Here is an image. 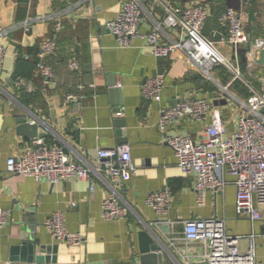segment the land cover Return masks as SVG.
<instances>
[{
	"label": "crops",
	"instance_id": "0c3cea01",
	"mask_svg": "<svg viewBox=\"0 0 264 264\" xmlns=\"http://www.w3.org/2000/svg\"><path fill=\"white\" fill-rule=\"evenodd\" d=\"M126 1L0 0V31L8 32L0 42L4 48L0 66V208L9 213L0 232V264H35L26 261L27 250L12 253V248L29 237L46 249L43 256L56 258L55 264H139L138 233L142 230L155 231L163 241L162 264H188L200 260L201 255L198 245L188 247L182 240V222L211 217L224 219L228 234L240 238V251L253 250L256 264H264V206L258 207V221L237 216L234 178L225 172L224 187L217 192L206 191L199 206L194 177L181 173L172 149L158 130L160 109L193 97L210 101L212 112L217 111L225 124L224 137L233 134L237 119L246 114L244 104L250 88L259 91L264 84V64L255 61L258 57L253 51L249 53L250 44L241 45L236 56L232 53L225 43L227 29L219 17L226 9H233L251 42L264 40V0H162L175 10L199 4L208 12L209 33L204 37L241 76L226 78L221 69H216L210 80L190 67L178 52L157 60L145 48L141 35L156 26L161 27L162 42L179 39L178 31L164 26L165 10L155 0H140V36L128 47H118L106 24L117 18ZM46 16L61 22L57 50L45 60L52 77L44 85L36 70L30 82L37 90L23 94L15 75L30 74L29 50L50 37L53 23L41 20ZM242 49L248 50L245 64L238 59ZM72 62L77 71L70 70ZM157 71L165 73L159 102L143 98L140 90L144 80ZM198 78L206 80L213 91L205 89ZM111 88L119 92L111 95ZM69 95L73 99L67 101ZM24 114L45 131L42 139L47 146L61 147L74 161L93 167L98 149L129 144L135 174L124 182L112 183L106 176L89 173L88 180L55 184L8 174L7 158L20 155L39 138L25 140L17 134L14 116ZM116 121H123L124 127H117ZM203 129V124L185 117L177 120L169 133L199 142ZM111 184L120 195V204L132 210L121 221H105L101 215L102 201ZM166 188L171 192L170 208L164 216L173 222L172 226L167 223L169 227L157 222L159 216L145 203L149 195ZM58 210L64 215L67 231L83 236L81 244L55 241L44 228V221Z\"/></svg>",
	"mask_w": 264,
	"mask_h": 264
},
{
	"label": "built area",
	"instance_id": "2783aa9c",
	"mask_svg": "<svg viewBox=\"0 0 264 264\" xmlns=\"http://www.w3.org/2000/svg\"><path fill=\"white\" fill-rule=\"evenodd\" d=\"M155 1L165 10L164 26L178 31L179 35L177 41L164 43L160 37V26L141 35L145 48L155 59L165 60L178 52L204 79L210 80L213 69L220 65L233 71L234 79L241 78L238 69L229 64L214 44L201 34L209 18L203 6L192 4L185 9L175 10L162 0ZM41 20L53 23L50 37L41 40L37 52L36 70L43 84L47 85L52 77V69L45 60L57 50L56 39L61 30V22L53 16H46ZM219 21L227 29L225 43L235 56L241 45L250 44L249 53L253 51V54L264 49L263 39L251 42L242 29L239 14L233 9H226ZM141 22L140 0H127L117 18L107 22L106 29L116 39L117 46L125 48L134 38L140 36L138 29ZM7 34V31H0V42ZM3 58L4 48L0 44V66ZM69 67L71 71L78 69L74 62ZM164 83L165 73L157 71L142 83V97L159 102ZM16 84L28 93L37 90L30 81L17 79ZM72 99L71 95L66 98L67 101ZM211 105L204 98L178 100L172 106L160 109L158 130L164 143L172 149L181 173L194 177L195 198L199 206L203 205L206 191L217 192L224 187L225 172L234 178L236 215L258 221L261 218L258 207L264 206V84L259 91L250 88V95L244 104L246 114L237 119L234 132L229 137H224L225 124L217 111L212 112ZM185 117L204 125L200 132L202 140L199 142H194L188 136L169 133L174 123ZM96 158L94 167L84 161L77 162L63 148L47 146L42 138H36L32 147L25 148L18 156L7 158L5 170L12 176L31 177L37 182L46 180L51 184L88 180L89 173L99 177L106 176L112 183H116L129 180L135 174L130 146L127 143L109 149H98ZM89 191H93L92 184L89 185ZM120 202L116 188L109 185V192L101 205V215L105 221L124 220L132 211L127 204ZM145 203L159 216L160 224L173 225V222L164 218L171 204L169 189L149 195ZM8 215L7 211L0 208V232L6 225ZM182 224V240L186 246L193 244L200 248L201 259L188 261V264H256L253 250L240 251V238L228 234L224 219H191L183 221ZM43 226L55 241L71 246L83 242L81 234L67 231L64 215L59 210L52 213Z\"/></svg>",
	"mask_w": 264,
	"mask_h": 264
},
{
	"label": "water",
	"instance_id": "95a60500",
	"mask_svg": "<svg viewBox=\"0 0 264 264\" xmlns=\"http://www.w3.org/2000/svg\"><path fill=\"white\" fill-rule=\"evenodd\" d=\"M209 24L210 18L206 20L201 31L203 36H206L209 33ZM254 57H258L255 60L258 64H264V49L256 52ZM109 92L112 95L118 93L119 90L111 88ZM14 117L17 134L23 136L25 140L34 139L36 137L43 138L46 136L45 131L39 127L37 123H31L30 117L26 114L22 116L16 115ZM116 126L124 127V122L116 121ZM19 249L22 251L27 250L28 257L26 258V261L29 263H56L55 257L43 256L46 253V249L43 246H39V243L30 237L21 241L19 247L12 248V253L17 252ZM53 252L55 253V248L53 249ZM138 252L139 264H162L163 258L165 257V245L163 241L157 237L155 231L142 230L138 233Z\"/></svg>",
	"mask_w": 264,
	"mask_h": 264
},
{
	"label": "trees",
	"instance_id": "16d2710c",
	"mask_svg": "<svg viewBox=\"0 0 264 264\" xmlns=\"http://www.w3.org/2000/svg\"><path fill=\"white\" fill-rule=\"evenodd\" d=\"M38 46H39V44L37 45L36 48H34V49H30V50H29V52H30V54H31L30 57H32V58H31V60H28V61H27V62H28V63H27V69H28V71H29L30 74L27 75V76H25L26 78L23 77V75H21V74H16V75H15V82H16L17 79H22V80H25V81H31V80H32V75H33L34 72L36 71ZM246 52H248L247 49H242V50H240V52H239L238 59H239V62H240L241 64H245L246 61H247V59H246ZM216 69H221V71L223 72L222 74H223V75L225 74V77H226V78H228L229 76H231L230 72H229L228 70L225 71V70L222 68L221 65L215 67V68L213 69V71H215ZM212 73H213V72H212ZM225 77H224V78H225ZM198 79H201V78H198ZM200 81L204 82V83H203V87H204L205 89H207L208 91H213V88L210 87L209 83H208L206 80L201 79ZM18 90H19V92H21V93H23V94H24V93H26V94H31V93H27L26 90H25L24 88H19Z\"/></svg>",
	"mask_w": 264,
	"mask_h": 264
},
{
	"label": "rangeland",
	"instance_id": "374dc122",
	"mask_svg": "<svg viewBox=\"0 0 264 264\" xmlns=\"http://www.w3.org/2000/svg\"><path fill=\"white\" fill-rule=\"evenodd\" d=\"M229 72H230V74L232 75V77H234V73H233V71L229 70ZM212 77H213V75H212Z\"/></svg>",
	"mask_w": 264,
	"mask_h": 264
}]
</instances>
